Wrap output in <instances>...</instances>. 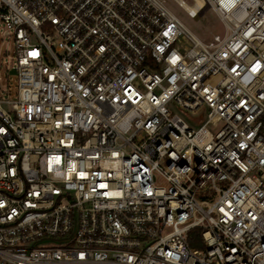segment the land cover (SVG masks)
Here are the masks:
<instances>
[{"label":"built area","instance_id":"1","mask_svg":"<svg viewBox=\"0 0 264 264\" xmlns=\"http://www.w3.org/2000/svg\"><path fill=\"white\" fill-rule=\"evenodd\" d=\"M201 1L211 41L166 0H0V264H264V0Z\"/></svg>","mask_w":264,"mask_h":264},{"label":"rangeland","instance_id":"2","mask_svg":"<svg viewBox=\"0 0 264 264\" xmlns=\"http://www.w3.org/2000/svg\"><path fill=\"white\" fill-rule=\"evenodd\" d=\"M184 1L188 5L192 4L190 0ZM166 6L188 30L204 41H211L214 35L219 32L216 29V23H218L219 19L213 13L194 18L175 0H166ZM16 65L15 35L13 32H9L6 26L0 22V97L11 101L18 99L19 80ZM173 111L194 130H198L206 119L202 111L189 113L178 108L173 109ZM202 116L203 120H200ZM208 129L213 134L218 131V128L213 126H208ZM57 244L54 241L47 244L43 243L45 246H55Z\"/></svg>","mask_w":264,"mask_h":264},{"label":"bare ground","instance_id":"3","mask_svg":"<svg viewBox=\"0 0 264 264\" xmlns=\"http://www.w3.org/2000/svg\"><path fill=\"white\" fill-rule=\"evenodd\" d=\"M182 5H183V7H184V9L186 10V11H188V12H191V13H193V14H195L197 11H199V6H203L202 4V1L201 0H198V7L196 6V7H194V6H190V5H188V4H186V3H184L182 0H178ZM207 133H206V131H203L198 137H197V139H196V141H198L199 142V140L203 137V136H205Z\"/></svg>","mask_w":264,"mask_h":264},{"label":"trees","instance_id":"4","mask_svg":"<svg viewBox=\"0 0 264 264\" xmlns=\"http://www.w3.org/2000/svg\"><path fill=\"white\" fill-rule=\"evenodd\" d=\"M191 245H192V247H199V243H198V241H192V243H191Z\"/></svg>","mask_w":264,"mask_h":264}]
</instances>
